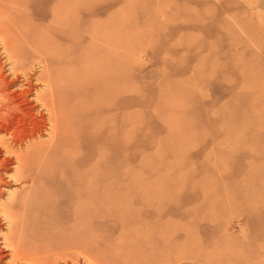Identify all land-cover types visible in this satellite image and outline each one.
Wrapping results in <instances>:
<instances>
[{
  "label": "rangeland",
  "instance_id": "obj_1",
  "mask_svg": "<svg viewBox=\"0 0 264 264\" xmlns=\"http://www.w3.org/2000/svg\"><path fill=\"white\" fill-rule=\"evenodd\" d=\"M28 1L0 0V19L20 42L43 38L64 48L57 69L66 71L83 44L122 54L115 53L117 92L125 91L116 96L119 147L101 162L136 182L129 228L162 211L168 234L192 229L204 252L230 249L264 264V0ZM80 5L85 20L64 25L77 40L53 39L56 11ZM146 203L152 216L141 219ZM106 219L123 231L122 219Z\"/></svg>",
  "mask_w": 264,
  "mask_h": 264
},
{
  "label": "bare ground",
  "instance_id": "obj_2",
  "mask_svg": "<svg viewBox=\"0 0 264 264\" xmlns=\"http://www.w3.org/2000/svg\"><path fill=\"white\" fill-rule=\"evenodd\" d=\"M76 10L56 11L61 26L52 30L53 39L73 41L64 25L87 17L83 6ZM12 30L0 19V264H248L246 255L230 249L204 252L192 229L168 234L162 211L153 223L129 228L136 182H127L111 160L101 162L119 147L117 50L73 42L80 49L63 71L57 66L64 48L43 38L20 42ZM148 204L136 210L141 219L152 216ZM106 218L122 219L123 231Z\"/></svg>",
  "mask_w": 264,
  "mask_h": 264
}]
</instances>
